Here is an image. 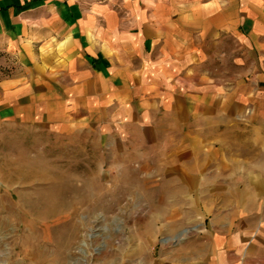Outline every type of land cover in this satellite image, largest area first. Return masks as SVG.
I'll return each instance as SVG.
<instances>
[{
	"label": "crops",
	"instance_id": "1",
	"mask_svg": "<svg viewBox=\"0 0 264 264\" xmlns=\"http://www.w3.org/2000/svg\"><path fill=\"white\" fill-rule=\"evenodd\" d=\"M0 126L85 137L156 207L208 196L142 264H264V0H0Z\"/></svg>",
	"mask_w": 264,
	"mask_h": 264
},
{
	"label": "rangeland",
	"instance_id": "2",
	"mask_svg": "<svg viewBox=\"0 0 264 264\" xmlns=\"http://www.w3.org/2000/svg\"><path fill=\"white\" fill-rule=\"evenodd\" d=\"M130 173L104 174L85 137L0 126V264H142L211 218L208 196L156 207Z\"/></svg>",
	"mask_w": 264,
	"mask_h": 264
}]
</instances>
